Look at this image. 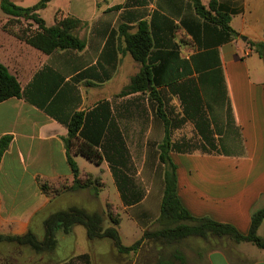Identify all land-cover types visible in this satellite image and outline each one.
Instances as JSON below:
<instances>
[{
	"label": "crops",
	"instance_id": "obj_1",
	"mask_svg": "<svg viewBox=\"0 0 264 264\" xmlns=\"http://www.w3.org/2000/svg\"><path fill=\"white\" fill-rule=\"evenodd\" d=\"M11 1L17 4L22 0ZM201 1L206 6L210 2ZM124 2L61 0L53 6L51 24L40 13L47 6L41 9L39 14L47 25L66 15L79 19L76 35L85 42L81 50L51 54L21 40L24 27L10 20L12 16L0 6V62L18 78L28 96L0 101V138H11L0 159V233L22 235L31 231L43 237L44 220L56 211L53 203L65 195H77L79 202L71 205H84L80 202L86 198L84 189L44 194L40 183L68 179L70 184L72 175L62 140L67 134L64 121L74 110H88L101 100L110 102L129 151L131 140L140 139L139 170L145 171L149 180L150 173H158L160 190L152 193L147 189L133 213L141 222L149 218V209H158L161 199L164 167L158 162V151L166 137L164 112L176 125L169 138L181 147L167 150L176 167L177 195L191 215L229 223L247 233L251 214L264 205V58L249 44L264 42V0H217V8L229 12V25L235 31L229 34L198 15L188 0ZM140 21L147 23L153 37L150 57L156 66L162 63L161 75L182 76L177 80L181 85L176 82L173 86L176 92L157 87L168 100L160 114L156 112L160 101L149 100L148 94L139 100L134 99L136 94L114 97L139 70L140 64L121 49L125 33H135ZM29 27L34 29L35 25ZM172 49L177 53H168ZM196 91L203 117L214 132L216 148L210 149L211 153L202 152L209 150L206 147L193 146L200 142L194 120L179 123L185 109L190 113L196 108L192 97ZM183 129L188 133L180 136ZM196 159L206 163L198 166ZM75 160L78 164L80 156ZM87 196V203L92 205L97 196ZM148 196L153 199L147 203ZM257 233L264 238V219ZM204 241L199 264H264V248L250 242L226 237ZM27 248L0 244V253L14 249L27 252ZM16 256H7L1 263L17 264ZM43 260L42 256L30 255L22 264Z\"/></svg>",
	"mask_w": 264,
	"mask_h": 264
},
{
	"label": "trees",
	"instance_id": "obj_2",
	"mask_svg": "<svg viewBox=\"0 0 264 264\" xmlns=\"http://www.w3.org/2000/svg\"><path fill=\"white\" fill-rule=\"evenodd\" d=\"M50 1L38 0L32 6L22 7L11 0H0V6L4 13L12 16L10 20L19 22L24 19L29 22V26L35 25L34 29L30 27L24 28L22 33L19 34V38L37 50L45 54H51L56 50H81L85 46V42L76 35V29L80 24L79 19L72 15H66L56 18L53 25H47L40 16L39 11L44 9ZM149 1L151 0H125L124 4L129 5L132 2L143 4ZM188 1L193 5L197 14L205 20L220 25L228 34L235 32L229 25V12L220 11L216 6L217 0H210L207 6L201 0ZM124 42V48L121 50L128 52L140 64V67L131 77L130 82L114 97L136 94L134 99L139 100L142 95L148 94L149 100L160 101V106H158L156 112L158 114L162 111L164 112V105L168 100L163 92L157 90V87L166 86L170 92H176L173 86L176 82L178 83V78L182 76L161 75L160 68L162 63L156 66L150 57L153 48V37L145 21L138 23L135 33H125ZM249 44L264 58V42H249ZM168 53L174 55L177 51L172 49ZM101 80H103L102 77ZM199 81L202 82V77H199ZM58 84L59 82L53 85V92ZM179 84L181 85V83ZM11 97L28 99L27 92L21 88L18 78L10 73L7 67L0 62V101ZM192 97L194 103L196 102V108L190 113L185 109L184 116L179 119V123L187 119L194 120L196 134L199 135L200 142L193 146L195 148L206 147L209 150L202 152L211 153V150L216 148L214 132L208 121L203 117L204 112L199 105L201 103L199 93L197 91L194 92ZM180 98L182 102L185 101L181 94ZM151 109L155 110L154 103H151ZM161 115L165 120L166 137L159 146L161 151H158V162L164 168L162 171L161 199L157 209L158 215H156V228L147 229L146 223L141 222L139 216H134L133 214L139 202L144 198V190L133 178L132 157L119 131L110 102L101 100L88 110H74L68 120L64 121L67 127V134L62 137V140L66 160L72 175L70 184L68 179L58 183L42 181L40 190L44 194L58 195L64 191L88 188L94 196H97L100 193L103 181L99 176L90 172L81 174L75 156H84L87 160L97 165L106 162L119 192L122 205L129 208L128 211L131 212L132 217L137 220L139 225L142 224L144 227L141 237L132 244L125 245L118 230L119 216L106 211L109 225L105 226V217L100 212L89 211L78 205H71L67 208L59 209L45 218V234L43 237H38L31 231L22 235L0 233V242H14L17 245L28 246L37 253L49 252L57 246V231L67 234L72 231L75 225L81 224L84 226L89 240L108 239L121 254H137L138 246L144 240L149 241L153 245L152 247L157 245V243L163 246L160 252L155 254L154 262H138L136 264H174L175 260H179L184 264L185 256L181 252L176 249L166 251L164 246L178 244L181 240L192 236L203 239L227 237L234 242L245 241L264 248V238L257 233L264 219V205L251 214L247 233H241L229 223H221L209 217H195L183 207L177 195L176 167L167 151L172 148H181L180 144L173 143L169 138L170 130L176 125L172 119L167 118L168 116L165 112L161 113ZM10 139V136L0 138V159L7 149ZM78 257L87 260L88 254L83 253Z\"/></svg>",
	"mask_w": 264,
	"mask_h": 264
},
{
	"label": "rangeland",
	"instance_id": "obj_3",
	"mask_svg": "<svg viewBox=\"0 0 264 264\" xmlns=\"http://www.w3.org/2000/svg\"><path fill=\"white\" fill-rule=\"evenodd\" d=\"M38 0H22L18 1L17 4L21 6H32ZM61 0H57L60 3ZM16 3V1H14ZM57 2L50 1L45 8V10L40 11L41 15L45 18L48 24L53 23L54 18V11L53 6L56 5ZM24 20V19H23ZM21 26L29 28V23L27 21H23L22 19L19 21ZM23 28V29H24ZM184 133V134H182ZM188 133L187 129H183L179 132V135H186ZM190 133V132H189ZM182 134V135H181ZM192 136V133H190ZM193 137V136H192ZM198 142L197 140H195ZM140 139H132L131 140V151L130 155L133 161L134 167V176L136 183H138L144 190V195L147 189H151L152 193L157 190H160V182L157 176V172L150 173L152 180L148 179V174L145 171L139 170V156H140ZM200 159L195 160V164L201 166L205 164ZM79 170L81 173L85 172H98L96 176L101 178L102 186L100 187V193L94 198V203L89 205L86 201V198L91 193V191L86 188L85 190V200L80 201L84 205H79L81 207L86 208L89 211H97L100 212L104 217V225H109V220L106 216V211L112 212L113 215L120 217V223L118 226L119 234L123 244L130 245L139 239L143 233V230L137 225L136 221L132 219L128 211L123 209V205L120 201L118 190L113 182V178L111 173L108 170V167L105 163L97 165L89 160H87L84 156H80V160L78 163ZM198 174V173H197ZM187 175V174H186ZM90 191V192H89ZM152 195V194H151ZM77 195L70 196L65 195L63 198L57 200V202L53 203L52 208L53 210L57 211L59 209L67 208L71 205L74 201L79 202L77 200ZM95 197V196H94ZM152 196H148L147 203L151 201ZM74 204H76L74 202ZM150 207H154L151 203L149 204ZM141 206H138V208ZM56 208V209H55ZM135 208V207H134ZM152 209H149L146 223L147 229H154L157 227L156 222V215L158 210L155 209L153 213H150ZM138 212V210H136ZM136 212V213H137ZM133 213V212H132ZM153 214V215H152ZM144 223V225H145ZM45 229V228H44ZM57 238V246L54 250L49 252H34L30 247H28V251L18 252L14 249V252H7L3 251L0 253V264L3 262L6 257H11L12 255H18V260H15L17 264H22L30 255L35 256V258L42 256L43 261L42 263L37 264H84L85 262H89V264H136L138 262H154L155 261V254L159 253L163 246L160 243H157L154 247L150 244L149 241L144 240L138 246L139 250L137 254H121L119 253L115 247L112 245L111 241L108 239H101V240H94L91 241L86 236V231L84 226L81 224H77L76 228L73 232L64 234L61 231L56 232ZM214 238V237H212ZM227 238V237H226ZM204 239L200 237H187L180 241L178 244L173 245H166L164 248L166 251H172L174 249L178 250L185 256L184 264H199L197 261L198 258H202L204 253ZM0 244L6 246L7 244L17 245L14 242H0ZM24 246V245H22ZM87 253L88 259L84 260L79 258L80 254ZM174 264H182L181 261L175 260Z\"/></svg>",
	"mask_w": 264,
	"mask_h": 264
}]
</instances>
